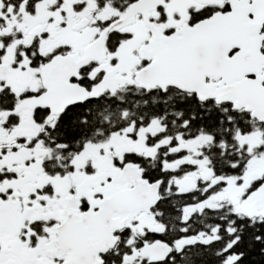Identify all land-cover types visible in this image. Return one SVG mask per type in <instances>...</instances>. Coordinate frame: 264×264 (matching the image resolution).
Wrapping results in <instances>:
<instances>
[{
  "label": "flooded vegetation",
  "instance_id": "1",
  "mask_svg": "<svg viewBox=\"0 0 264 264\" xmlns=\"http://www.w3.org/2000/svg\"><path fill=\"white\" fill-rule=\"evenodd\" d=\"M137 1L0 0V264H231L238 259L232 251L241 229L264 220L241 212L243 201L264 184V172L253 163L264 146V123L209 98L207 91L221 79H211L207 53H197L196 59L188 53L187 62L180 63L183 76L174 85L145 89L136 82V74L149 65L138 53L151 36L147 22L164 26L165 35L217 14L235 13L248 24L264 0H166L149 12L147 21L137 14L131 24L112 32L101 60L67 80L59 74L67 66L61 59L82 56ZM91 27L95 32L84 42ZM259 35L264 36V22ZM238 51L232 48L222 57L230 61ZM260 52L264 55V39ZM254 63L260 65L264 86V62ZM78 88L87 92L86 100L61 110V92ZM103 96L128 98L130 105L119 116L122 126L115 128L110 105L102 117L105 127H92L67 144L62 119L85 107L79 115L92 121L88 105ZM152 97L158 108L147 118L144 106ZM140 103L143 109L134 110ZM211 103L244 118L245 127L232 134L234 172L212 161L214 137L206 124H196V116L202 115L203 122L210 118ZM251 136L259 143L253 149L247 142ZM220 146L225 153V145ZM126 167H137L143 180L158 183L156 204L115 230V243L105 252L92 253L91 245L79 253L73 249L81 245L64 254L48 250L51 230L66 210L95 215L103 208L113 213L114 226L116 219L126 218L122 198L110 205L104 201V192L114 194L130 185L113 179Z\"/></svg>",
  "mask_w": 264,
  "mask_h": 264
},
{
  "label": "water",
  "instance_id": "2",
  "mask_svg": "<svg viewBox=\"0 0 264 264\" xmlns=\"http://www.w3.org/2000/svg\"><path fill=\"white\" fill-rule=\"evenodd\" d=\"M165 2L166 0H139L134 3L121 19L112 22L93 43L86 46L82 56L71 55L61 59L63 63L67 62V66L58 70L59 74L67 80L89 62L101 60L105 54L106 40L112 32L131 24L137 14L144 15L147 21L149 12L159 6H165ZM263 7L258 6L257 11H252L255 18L248 24L235 13L225 16L217 14L193 27L184 26L170 35L164 34V26L156 27L147 22L151 36L147 44L139 48L138 53L149 65L136 74V82L145 89L174 85L183 76L180 63L187 62L184 60H187L188 53H194L193 57L196 59L197 53L204 51L208 55L205 58L211 62V79H221L219 86L212 84L207 91L209 98L215 99L217 103H229L233 109L244 110L251 118L264 123V86L258 77L260 65H254L257 59L259 64L264 62V55L260 52L264 36L259 35L264 22ZM84 26L85 23L80 25ZM232 48L238 49L239 53L227 61L226 55L223 58L222 54ZM188 67L189 64L186 65V72ZM48 69L47 66L44 72ZM248 75H256V78L249 80ZM86 98L87 92L81 88L67 89L66 92H61L59 108L63 110L83 102ZM42 99L43 97L37 101ZM129 169L130 167H126L123 171L116 172L118 176H113V179L127 180L131 186L120 187L119 192L114 194L104 192V201L109 205L113 199L122 198L119 202L125 205L124 220L116 219L114 226L113 213H108L103 208L95 215H80L66 210L60 217L59 224L51 230L47 249L54 254H64L72 246L81 245L82 248L80 246L73 249L79 253L78 251L85 249L83 246L91 245L92 253L93 249L98 253L105 252L115 243L112 236L115 230L129 223L139 212L148 211L153 207L158 197V183L150 184L143 180L141 170L137 167L134 170ZM241 212L248 218H264V184L243 201Z\"/></svg>",
  "mask_w": 264,
  "mask_h": 264
},
{
  "label": "trees",
  "instance_id": "3",
  "mask_svg": "<svg viewBox=\"0 0 264 264\" xmlns=\"http://www.w3.org/2000/svg\"><path fill=\"white\" fill-rule=\"evenodd\" d=\"M110 105H113L114 116L116 117L114 122L115 128L122 126L119 116L122 114V111H127L125 106L130 105L128 98H124V96L116 98L103 96L95 101V103L88 105L89 109L93 111V114H89V116H92V121L85 115L80 117L79 114H84L85 107L62 119L60 128L62 136L65 138L64 141L67 144H72L84 137L89 131H93L92 129L94 127H98L100 130L105 127L107 124L102 120V117L108 116ZM142 105V103L134 105V110H140L139 106L143 109ZM144 108V110H146L145 113H147V118L154 115L158 108L156 105V98L152 97L151 100H147ZM210 110L211 116L207 122H203L205 120L201 115V117L196 116V124L200 122L201 124H206L209 127L211 135L214 137L215 144L213 147H215L216 154L212 157V161L216 163L218 167H224L226 172H234L235 169H231L230 165L236 162L235 159L237 154L234 152L235 140L232 134L239 127H245L243 122L244 118L236 112L231 111L227 106L216 107L211 103ZM82 118H85L86 123L81 121ZM222 143L225 145V153L221 152L223 146L220 145ZM243 159L247 160L248 155L244 154ZM217 171H219V169H217ZM240 235V240L232 251L237 254L238 259L231 264H264V220L258 221L253 228L246 227L244 231L241 229Z\"/></svg>",
  "mask_w": 264,
  "mask_h": 264
},
{
  "label": "rangeland",
  "instance_id": "4",
  "mask_svg": "<svg viewBox=\"0 0 264 264\" xmlns=\"http://www.w3.org/2000/svg\"><path fill=\"white\" fill-rule=\"evenodd\" d=\"M172 10L168 11V14L171 16ZM172 23V22H171ZM95 32V28L91 27L89 28L86 32H84V37H83V41L85 42L93 33ZM248 142V147L249 148H254L259 146L258 140L256 139V137L251 136L247 139ZM263 146V145H262ZM257 153L254 154V156H256V160L253 161L254 163V169H256L259 173L264 172V146L261 150L256 151Z\"/></svg>",
  "mask_w": 264,
  "mask_h": 264
}]
</instances>
